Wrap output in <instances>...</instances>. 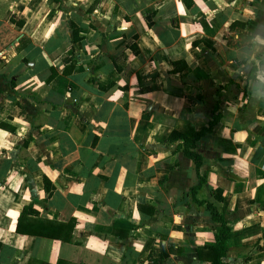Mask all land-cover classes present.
I'll return each mask as SVG.
<instances>
[{
  "label": "crops",
  "instance_id": "1",
  "mask_svg": "<svg viewBox=\"0 0 264 264\" xmlns=\"http://www.w3.org/2000/svg\"><path fill=\"white\" fill-rule=\"evenodd\" d=\"M0 64V264H210L207 201L264 264V0H0Z\"/></svg>",
  "mask_w": 264,
  "mask_h": 264
},
{
  "label": "trees",
  "instance_id": "2",
  "mask_svg": "<svg viewBox=\"0 0 264 264\" xmlns=\"http://www.w3.org/2000/svg\"><path fill=\"white\" fill-rule=\"evenodd\" d=\"M74 34L76 36V32L74 29ZM75 38V37H74ZM2 64H0L1 66ZM105 87V86H102ZM217 121V117L207 126L202 128L199 131H192L190 136H187L184 142V152L185 154L193 160L196 165L197 174L199 177V182L191 187L189 193L193 196L195 200L196 193L198 189L204 183V179L201 176V168L203 164V158L200 153L196 149V141L199 140L206 131L211 130L212 126ZM198 203H203L197 200ZM206 207L210 211L213 220H216L220 223V229L217 233L214 234V243L204 245L198 248V257L200 261L209 262L210 264H228L223 259L227 254L229 248V240L228 235L230 233V227L228 225V221L225 219L223 215H221L215 206H213L208 201L206 202ZM34 211L31 205L25 206L21 212L17 223V232L21 234H31L33 232L31 229L27 228L31 223H24V218L27 214H32Z\"/></svg>",
  "mask_w": 264,
  "mask_h": 264
}]
</instances>
